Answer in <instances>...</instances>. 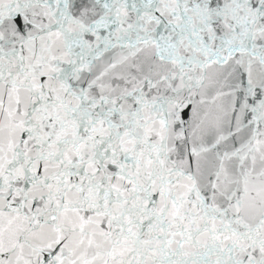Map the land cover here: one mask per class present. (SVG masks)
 <instances>
[{
	"label": "snow or ice",
	"instance_id": "1",
	"mask_svg": "<svg viewBox=\"0 0 264 264\" xmlns=\"http://www.w3.org/2000/svg\"><path fill=\"white\" fill-rule=\"evenodd\" d=\"M0 264H264V0H0Z\"/></svg>",
	"mask_w": 264,
	"mask_h": 264
}]
</instances>
